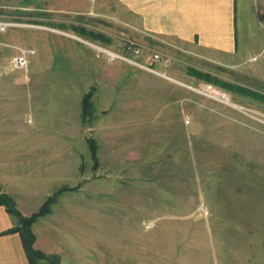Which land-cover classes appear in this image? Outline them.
<instances>
[{
	"label": "rangeland",
	"instance_id": "rangeland-1",
	"mask_svg": "<svg viewBox=\"0 0 264 264\" xmlns=\"http://www.w3.org/2000/svg\"><path fill=\"white\" fill-rule=\"evenodd\" d=\"M0 10L14 23L0 32V177L24 217L52 197L31 227L65 252L37 249L62 264H264V59L212 66L143 42L119 0H0ZM237 11L239 46L264 48L255 0ZM130 40L141 56L124 50ZM22 49L27 70L13 62Z\"/></svg>",
	"mask_w": 264,
	"mask_h": 264
},
{
	"label": "crops",
	"instance_id": "crops-1",
	"mask_svg": "<svg viewBox=\"0 0 264 264\" xmlns=\"http://www.w3.org/2000/svg\"><path fill=\"white\" fill-rule=\"evenodd\" d=\"M119 2L122 7L127 8L126 12H130L132 31L143 42L153 41L160 47L173 48L180 55H184L185 52V57L193 61L202 59L201 61L211 65L229 67L231 62L243 64L264 59L263 47L244 49L239 46L237 0H119ZM255 2L257 18L263 23L264 0ZM57 9L71 12L64 7ZM173 57L175 61H182L184 56L173 54ZM191 65L196 67L194 64ZM179 84L184 85L180 82ZM11 152L10 148L8 153ZM2 153L6 156V148ZM36 153L37 151L34 154ZM0 185L3 191H7L1 177ZM12 227V216L5 206L0 205V264H29L19 233H4ZM36 246L49 253L65 252V249L59 251L56 245L52 248L47 243L41 244L38 237Z\"/></svg>",
	"mask_w": 264,
	"mask_h": 264
},
{
	"label": "trees",
	"instance_id": "trees-1",
	"mask_svg": "<svg viewBox=\"0 0 264 264\" xmlns=\"http://www.w3.org/2000/svg\"><path fill=\"white\" fill-rule=\"evenodd\" d=\"M32 1L34 0H23V3L25 5H28ZM16 11H17L16 13L22 15H25L27 13L19 9H17ZM92 37L97 38L100 36L95 33L93 34ZM93 94H94V89L92 88L89 92H87L84 95L83 105H84V114L86 116H90L92 113L91 98ZM90 149L93 158H97L98 146L95 140L91 141ZM52 201H53L52 197H49L41 207L40 212L38 214L32 215L30 217H24L17 209L16 201L14 200V198H12V196L9 195V193L3 191L2 188L0 187V205L5 206L9 214L13 215L17 219V224L4 233H19L21 235L23 245L27 253L29 264H60L61 263V258L57 254L48 255L35 247L36 235L31 227L33 222L37 219L38 216H42L44 214L49 213V211H45V209L46 206L49 205Z\"/></svg>",
	"mask_w": 264,
	"mask_h": 264
},
{
	"label": "built area",
	"instance_id": "built-area-1",
	"mask_svg": "<svg viewBox=\"0 0 264 264\" xmlns=\"http://www.w3.org/2000/svg\"><path fill=\"white\" fill-rule=\"evenodd\" d=\"M14 23L7 22V21H1L0 22V32H5L10 26H13ZM100 50H102L109 61L114 62L115 60H124L126 62L133 63L137 66L146 68L148 70L154 71L152 68L148 67L149 65H144L145 63L137 61L135 58L129 57L127 54L122 53V52H115L110 49L102 48L100 46H97ZM143 49L144 47L138 43H135L133 40H130L126 46L124 47V50H129L131 55L134 56H141L143 54ZM28 53L29 50L27 49H22L21 52L13 58V62L15 64L16 68L19 69H24L27 70L28 67ZM150 58L154 61H158L164 65H169L172 61V57L169 54H166L162 51H155L154 53L151 54ZM253 59H256L253 58ZM156 72V71H155ZM209 87L212 97L222 101V102H227L230 103L229 96L227 95L226 92L219 90V89H214L211 85H207Z\"/></svg>",
	"mask_w": 264,
	"mask_h": 264
}]
</instances>
